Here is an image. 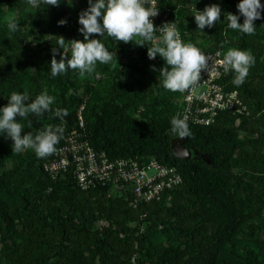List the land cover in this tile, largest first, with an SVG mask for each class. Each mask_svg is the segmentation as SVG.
Returning <instances> with one entry per match:
<instances>
[{
    "label": "trees",
    "instance_id": "1",
    "mask_svg": "<svg viewBox=\"0 0 264 264\" xmlns=\"http://www.w3.org/2000/svg\"><path fill=\"white\" fill-rule=\"evenodd\" d=\"M183 2H166L171 8L178 7V22ZM232 4L233 0H225V8ZM62 16L61 7H51L41 21L7 33L0 56L14 71L22 72L21 44L35 32L44 37L50 29L62 28L65 24H58ZM239 22L243 23L242 16ZM254 25L252 35L238 31L235 45L260 56L245 82L234 85L232 72L217 79L219 84L229 80L225 91L234 90L245 110L240 115L218 111L208 125L187 122L190 135L184 145L199 157L182 159L171 152L170 139L177 136L171 131V119L178 115L155 109L162 98L147 103L139 91L127 88V97L121 102L105 96L89 103L95 82L77 96L72 90V110L65 117L66 129L58 144L77 125L75 111L86 98V137L94 149L110 158L154 157L174 165L182 183L164 191L158 200L133 208L125 196L110 195L107 185L80 189L70 173L52 180L42 167L50 156L37 171L35 159L26 154H18L9 167L0 160V264H264L254 253L264 254V216L257 212V204L264 206V9ZM178 27L197 31L192 24L181 22ZM95 37L111 39L107 34ZM51 43L52 49L58 46L56 41ZM151 46L146 43L136 49L145 58ZM62 51L71 58L64 47H57L58 61ZM48 58L51 61L52 51ZM122 66L133 68L127 63ZM4 70L0 66V108L12 92L21 93L13 79L1 75ZM77 74L79 70L69 69L56 76L57 82L67 89L74 85L71 78ZM119 82L116 70L112 91ZM139 107L153 112L138 119L132 112ZM24 129L23 134L38 132L29 126ZM183 194L192 197L193 210L179 203ZM199 220L211 225L207 245L192 241ZM98 221L103 224L98 226ZM242 241L250 244L249 251L239 249Z\"/></svg>",
    "mask_w": 264,
    "mask_h": 264
},
{
    "label": "rangeland",
    "instance_id": "2",
    "mask_svg": "<svg viewBox=\"0 0 264 264\" xmlns=\"http://www.w3.org/2000/svg\"><path fill=\"white\" fill-rule=\"evenodd\" d=\"M239 2L240 0H233L230 8H225V0H184L178 24L182 22L185 25L192 24L197 26L194 19V9L203 11L205 6L211 4H217L221 8L222 14L220 20L212 28L205 27L202 30L197 28L195 33L179 28L182 32V41L185 43L192 42L206 55L218 53L222 57L229 48L236 45L238 31L227 27V13L239 15L237 9ZM261 2L262 0H260ZM88 6V0H60L58 7H61L63 11L62 20L66 21L65 25L62 28L50 29L44 37L35 32L21 44L18 55L24 67L22 72L14 71L13 67L8 66L4 58L0 56V66L6 69L1 75L5 78L13 79L20 92L29 96V102L44 91H47L48 95L55 97L54 103L50 106L51 111H46L39 116L30 113L29 117L26 118L17 117V122L23 126V133L27 131L24 128L28 126L29 129L34 131H41L48 125L60 126L66 129V118L56 117L54 115L55 110L58 108L66 109L69 113L72 110V104L70 105L69 103L72 90L75 91L77 96L86 92L91 82H95V85L91 89L89 103L105 96L121 102L127 97L128 92L126 89L132 88L139 91L147 103L162 98V102L155 107L161 114L179 113L186 105L185 97L188 90L181 93L165 89L162 84L163 78L159 73L160 68L167 66L164 60L159 55L152 60L148 56L145 58L141 57L136 49V44H134V39L133 43H123L116 41L114 37L101 40L95 37L96 34L90 36V39H100L110 52H115L117 62L115 60L108 64L97 62L93 73L85 74L83 77L77 74L71 78L74 82L73 86L67 89L61 88L57 82V77L51 75L48 58L52 51L50 45L53 41L58 43V36H62L66 40L64 49L71 53L70 44L67 41L74 39L83 41V34L79 31L82 26L78 23V17L79 13L87 9ZM51 7L56 6H47L42 2L39 3V6H33L28 3V0H0V44L4 43L5 35L10 32L5 19L7 16L15 14L19 28L23 29L27 25L41 21ZM252 55L255 60L260 58L256 54ZM123 63L132 64L133 68L122 66ZM134 67L139 68L142 72H138ZM116 70L119 71L120 82L116 90L112 91ZM228 82L229 80L221 81L220 88L224 91L227 90L226 85H228ZM152 112L150 108L139 107L132 112V115L134 114V117L140 119L150 116ZM11 145V139L6 134L0 133V160L4 167L11 166L18 154H26L35 159L34 168L37 171L39 165L46 158H38L31 149L16 153L12 151ZM191 157H199V155L191 150ZM178 200L181 205L190 208V210L195 207L192 197L187 194L181 195ZM257 212L264 216V206L257 204ZM197 227L198 231L192 241L196 242V244L207 245L210 241L211 225L204 220H199ZM240 244L239 249L244 248L249 251V248H251L247 241H242ZM254 253L259 258L264 259L263 252L254 250Z\"/></svg>",
    "mask_w": 264,
    "mask_h": 264
},
{
    "label": "clouds",
    "instance_id": "3",
    "mask_svg": "<svg viewBox=\"0 0 264 264\" xmlns=\"http://www.w3.org/2000/svg\"><path fill=\"white\" fill-rule=\"evenodd\" d=\"M47 6H59L60 0H28L33 6L39 3ZM150 4L149 7H145ZM88 8L81 11L78 23L82 26L79 31L83 34V41H67L71 48V58L63 51L60 52L59 61L56 59L57 47L63 49L66 40L58 36V46L52 49L50 71L53 77L67 73L69 69L79 70L80 76L91 74L95 71L96 63L108 64L117 57L115 52H110L100 39H90L96 34L103 37L107 34L116 41L133 43V38H138L134 44L147 47V56L150 60L159 55L165 65L159 69L163 87L172 92H185L199 84L202 72L208 67V57L192 42L185 43L180 39V33L174 22L164 23L161 27L154 26L151 17L158 15L155 0H88ZM239 15L227 13V27L240 33L252 35L255 32L254 21L261 19L260 0H240L237 4ZM195 23L202 30L205 27L212 28L222 14L217 4L205 6L203 11L194 9ZM240 16L243 23H240ZM10 32H16L19 28L15 14L6 18ZM65 20L58 21L59 25L65 24ZM159 31L161 36L156 37ZM202 33V32H201ZM225 74H234L233 84L239 87L249 74V69L255 63V58L250 51L238 48H229L219 61ZM27 94L12 92L5 106L0 108V133L6 134L12 141V151L21 153L27 149L34 151L38 158H45L54 154L56 145L61 139L64 129L60 126L48 125L35 135L31 132L23 133V126L17 122V117L26 118L30 113L42 115L51 111L50 106L55 97L42 92L31 102ZM56 117L69 115L66 109H56ZM171 131L181 138L190 135V129L186 117L173 116L171 119Z\"/></svg>",
    "mask_w": 264,
    "mask_h": 264
},
{
    "label": "built area",
    "instance_id": "4",
    "mask_svg": "<svg viewBox=\"0 0 264 264\" xmlns=\"http://www.w3.org/2000/svg\"><path fill=\"white\" fill-rule=\"evenodd\" d=\"M167 1L155 0L158 15L150 19L157 28L164 23L174 22L182 40L178 27V7L167 6ZM155 35L159 38L161 33L157 31ZM206 56L207 70L202 72L199 84L188 90L186 105L176 113L181 118L186 117L187 122L201 125L212 123L218 111L229 110L240 115L245 110L236 92L223 91L217 82L225 74L219 63L222 57L218 53ZM85 100L83 98L75 111L77 125L64 134L62 141L56 145L57 151L42 164L52 180L70 173L80 189L107 185L110 195L125 196L128 206L133 208L158 200L164 191L180 186L182 177L174 165H166L154 157L143 155L110 158L103 150L94 149L86 137L83 117ZM97 224L100 226L103 222L98 221ZM142 230L141 225L139 231Z\"/></svg>",
    "mask_w": 264,
    "mask_h": 264
},
{
    "label": "water",
    "instance_id": "5",
    "mask_svg": "<svg viewBox=\"0 0 264 264\" xmlns=\"http://www.w3.org/2000/svg\"><path fill=\"white\" fill-rule=\"evenodd\" d=\"M185 141L186 137L181 138L178 135L170 139V150L173 155L182 159L191 158V149L184 145Z\"/></svg>",
    "mask_w": 264,
    "mask_h": 264
}]
</instances>
